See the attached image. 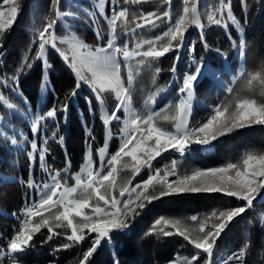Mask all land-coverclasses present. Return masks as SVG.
Wrapping results in <instances>:
<instances>
[{
  "label": "snow or ice",
  "instance_id": "snow-or-ice-1",
  "mask_svg": "<svg viewBox=\"0 0 264 264\" xmlns=\"http://www.w3.org/2000/svg\"><path fill=\"white\" fill-rule=\"evenodd\" d=\"M129 2L130 0H124L125 4ZM141 2L142 0H131L133 4ZM160 2L167 4L170 9L171 0H160ZM183 3V13L174 22L168 9L147 14L141 12L139 16L133 12L131 23L134 27L129 28L128 8L119 7V0H111V14L106 15L104 0H99L95 8L108 24V38L104 44L91 46L76 36L71 30L70 23L61 26L60 30L65 32L63 37L57 35L58 23L74 14L60 10L62 0H51L50 13L54 11V18L50 15L46 18L47 23L42 29H35L36 34L22 56L20 64L13 70V74L0 76V87L9 88L11 92L18 93L20 75L31 70L36 62H40L43 69L40 84L41 101H43L48 91H55L51 88L48 78L49 70L52 68L49 62L50 52L54 50L75 78L74 87L65 97L67 103L60 104L58 101L59 106L53 105L46 114L40 111L43 107L41 103L38 105L36 114L32 116L31 132L34 138L30 141L31 151L27 155L31 163L38 154L39 166L45 173H48V178L37 182L31 178L30 172L29 179L26 182L21 181L27 188L35 189L36 195L31 203L25 204L21 214H13L19 224L7 245L9 264H23V255L30 247L34 235L45 228L49 241L60 235L56 229L68 230L64 234L68 241L62 245L64 249L90 239V247L83 252L80 261V264H90V258L103 247H108L114 252L117 247L115 237L127 236L135 219L153 201L181 194L219 193L244 203L235 207L213 209L203 217L197 215L188 217V220L198 225L194 228L186 225L185 221L180 218L159 217L155 219L149 232L146 233V235H154L157 238L182 237L196 250L190 258L177 255L168 264H213V250L218 246L217 242L222 234L229 230L236 218L241 217L249 209H253L254 201H257L258 196L260 202H264V196H261V190L264 189V152L247 151L236 163L229 162L220 167L195 169L191 174L185 175L176 172L175 160L170 169L166 168L163 174L161 170L153 167L152 162L170 150L184 157L192 151L191 145L193 144L207 151L214 147L215 142L222 137L254 126H264V102L251 97L235 98L227 103L221 102L212 108L210 115L203 122L194 126L190 125L195 89L205 78L215 80L219 78L218 71L208 65L203 56L199 59L193 58L189 70L182 74V80L177 89L178 102L175 103L171 115L166 114L168 108L171 107V102L163 109L149 110L146 115H141L133 107L130 89L146 65L150 67L151 61H157L169 53H175L172 57V66L168 71L176 74L182 50L187 47L190 54L195 52L194 45L186 44L185 34L189 28L199 29L200 39L204 42L205 24L201 20L202 15L206 17L208 25L220 26L225 30L229 28V23L234 26L240 34L239 37L234 39L231 32H226V34L232 47L237 49L240 55L244 53L246 48L244 33L247 24L246 0H240L241 7L245 10L243 24L234 15L231 0H219L216 8L206 9L203 13L198 10L199 0H183ZM19 10L18 0H0V64L7 55L4 50L5 40L18 18ZM83 11L93 23L96 22L95 11L90 12L87 9ZM165 20L168 21L167 31L153 39L137 40L131 48L127 41L117 43L118 22L123 35L128 37L130 34L137 35V29L148 26L156 27L158 21ZM95 35L98 41L105 40L99 28L95 30ZM33 45H36V50L30 56ZM203 46L206 51L210 50L206 42ZM216 51L220 52L219 49ZM122 66L127 70V84L121 76ZM160 71L161 69L157 67L155 74L158 75ZM244 75V71H241L240 76ZM248 77L246 82L248 89L251 90L254 83L258 84L260 95L264 96V74L262 72L248 73ZM169 83L175 82L170 81ZM85 86L101 106L104 103V93H112L117 103L111 115L102 112L100 116L108 131L103 146L97 149L98 168L92 159L91 140L95 137L91 136V131L85 124L88 137H90L88 149L80 172L72 176L74 185L69 186L66 178L62 182L61 170L51 169L45 162L48 138L43 139V147L38 149L36 134L41 122L46 118H52L56 122L57 118L63 114L61 118L66 123L71 100L76 98L79 90ZM228 91L231 92L232 89ZM85 100L91 104L88 97H85ZM154 101L155 94H150L145 104L149 105ZM24 103L27 105L30 101L25 97ZM0 104L6 109H15L3 93H0ZM161 118L172 124L171 131L158 126L157 120ZM114 120L122 124L120 143L118 150L109 155V141L112 139L110 126ZM56 138L57 133L54 132L52 139ZM58 142L62 144L63 137H60ZM11 143L15 145L16 139L13 138ZM117 165H121L124 170H129L132 179L144 168H148V179L135 186H132L131 179L118 185ZM70 167L71 163L68 161L62 170L65 177ZM173 176L176 178L170 179ZM7 179V177L0 178L4 182H7ZM157 185L161 189L159 193L150 194ZM117 190L118 196L116 195ZM37 217L39 220H36ZM260 222L264 224V216H261ZM248 247L249 243L246 240L241 249L238 252H232L223 264H229L230 261L234 264H244ZM115 264H119V261H115Z\"/></svg>",
  "mask_w": 264,
  "mask_h": 264
},
{
  "label": "trees",
  "instance_id": "trees-1",
  "mask_svg": "<svg viewBox=\"0 0 264 264\" xmlns=\"http://www.w3.org/2000/svg\"><path fill=\"white\" fill-rule=\"evenodd\" d=\"M98 1L62 0L60 10L72 12L74 16L66 17L64 21L58 23L57 35L60 37L65 35V32L60 30L63 25L62 22H65L70 23L71 30L84 43L91 46L106 43L109 28L104 17L100 16L95 8ZM107 1L109 3L106 15H110L111 0ZM18 3L20 4L18 18L5 40L4 50L7 55L4 57L3 63L0 64V76L13 74V70L20 64L22 56L36 34L35 29H42L47 23L46 18L50 15L54 18V11L50 13L51 0H21ZM231 3L234 15L243 24L245 10L242 9L240 0H231ZM218 4L219 0H199L198 10L203 13L206 9L216 8ZM246 4L247 24L244 35L246 48L243 55H240L237 49L232 47L226 34V32H231L234 39L239 37L234 26L229 23V28L225 30L220 26L208 25L206 17L202 15L201 20L205 24L204 42L209 45L210 50L204 49V42L200 39V31L189 28L185 34V40L187 45L195 46V52L191 54L188 51L184 52L177 65L176 74L168 71L172 66V57L175 53H169L157 61H151L150 67L146 65L130 89L134 108L141 115H146L149 110L163 109L165 105H169L171 102V107L166 113L171 115L175 103L178 102L177 89L182 80V74L189 70L193 58L199 59L201 56L205 58L208 65L218 71V80H221L223 84H219L218 80L210 78L200 81L194 92L195 105L190 125L194 126L203 122L210 115L212 108L221 102L227 103L229 100L244 97H251L259 102H264V96H261L259 92V85L254 83L253 88L249 90L246 83L249 78L248 73L262 72L264 74V68H262L264 65V0H246ZM119 7L129 9V28H133L134 24L131 23L133 12L139 16L141 12L147 14L168 9L174 22L182 15L184 3L183 0H171L169 9V6L162 4L160 0H142L141 3L136 4L131 3V0L128 4H125L124 0H119ZM83 9L96 12L95 23ZM97 28L104 34V41L97 40L95 35ZM167 28V20L158 21L156 27L148 26L137 29V35L132 36L130 34L125 37L118 22L117 43L127 41L129 48H131L137 40L153 39L167 31ZM216 49H219L220 52H217ZM35 50L36 45H33V51L29 55H33ZM49 62L52 64V68L49 70L48 78L51 88L55 91H48L43 101H41L40 93L43 69L40 62H36L31 70L20 75L18 93L11 92L9 88L0 87V93H3L15 106L14 110H9L0 104V178H8L7 182L0 180V254L7 249V245L18 228L19 221L13 214H21L30 194L29 188L21 181L26 182L30 172L31 178L35 181L45 173L39 166V156H36V159L30 163L27 155L31 151L30 141L34 138L28 119L32 114H36L38 105L41 103L43 107L40 111L43 114H46L53 105L59 106L58 101L60 104L67 103L65 97L75 85L74 74L54 50L50 52ZM157 67L161 69L158 75L155 74ZM228 69L233 73V78L227 73ZM241 71L245 73L243 77L240 76ZM121 76L127 84V70L123 66ZM170 81L175 83L170 84ZM159 89L164 90L158 91ZM229 89L232 91L229 92ZM150 94H155V101L146 105L145 101ZM25 97L30 101L27 105L24 103ZM85 97L91 100V104L86 102ZM103 100L108 113L111 115L116 108L115 96L112 93H104ZM101 114L102 106L95 99V96L90 90L82 87L78 96L71 100L66 123L61 118L63 116L61 114L56 122L52 118H46L39 127V132L36 134L39 149L43 147V139L48 138L46 164L51 169L61 170L62 182L66 178L69 186L74 185L72 176L80 172L88 149L90 137H88L85 124L87 129L91 131V136L95 137L94 140H91L92 159L95 166L99 167L97 149L103 146L108 131L100 119ZM118 115H122V113H118ZM157 124L169 131L172 130V124L162 118L157 120ZM121 127L122 124L115 120L110 126L112 139L109 141V155L119 148ZM54 132L57 133L56 139H52ZM60 137H63L62 144L58 142ZM13 138L17 141L15 145L11 143ZM247 151L264 152V126H254L222 137L216 143L214 151L209 155H201L198 146H196L195 155L190 153L184 157L165 155L154 161L153 167L161 169L163 165L168 164L167 166L170 168L175 160L181 173L192 172L195 169L224 166L229 162L236 163ZM198 158L200 161H197ZM68 161H70L71 167L65 177L62 170ZM117 168L119 171L118 185H122L131 179L132 186H134L148 179L146 173L139 178L132 179L129 170L122 169L121 165H117ZM160 190V186L157 185L150 194L156 195ZM116 195L118 196V190ZM243 203L219 193L181 194L155 200L135 219L127 236L115 237L117 247L114 252L108 247H103L90 258V264H115L117 260L119 264H168L177 255L190 258L196 250L187 244L182 237L157 238L154 235H146L155 219L159 217L180 218L185 221L186 225L194 228L198 225L188 220V217L192 215L203 217L213 209L235 207ZM261 216H264V202L257 200L254 202L253 209H249L241 217L236 218L229 230L222 234L221 239L217 242L218 246L214 249L213 258L216 259L218 255L229 249H241L247 240L249 243L245 254L247 259L259 261L264 252V224L260 222ZM36 220H39V217ZM56 232L60 235L51 241L47 239L46 228L41 229L40 233H36L26 254L23 255V264H80L83 252L88 250L91 240L88 239L79 245L64 249L62 245L68 243L64 234L68 230L61 228L56 229Z\"/></svg>",
  "mask_w": 264,
  "mask_h": 264
},
{
  "label": "rangeland",
  "instance_id": "rangeland-1",
  "mask_svg": "<svg viewBox=\"0 0 264 264\" xmlns=\"http://www.w3.org/2000/svg\"><path fill=\"white\" fill-rule=\"evenodd\" d=\"M19 1H21V0H18V2ZM33 2V1H32ZM97 3H99V1L97 2ZM96 3V4H97ZM108 1L107 0H104V8H105V14H107V6H108ZM31 6V5H30ZM5 8L7 7V6H4ZM62 24H65V22H62ZM195 29V28H194ZM195 30H198V31H200L199 29H195ZM238 35H240L239 33H238ZM244 35H245V33H244ZM185 51H188V48H184L183 50H182V53H181V56L184 54V52ZM189 52V51H188ZM227 73L233 78L234 76H233V73L231 72V70H229L228 69V71H227ZM218 83L219 84H223V82L221 81V80H218ZM85 88H87L86 86H85ZM88 89V88H87ZM89 90V89H88ZM194 101V100H193ZM104 104V103H103ZM103 107V112H107L108 113V111H107V109H106V107H104V105L102 106ZM134 107V106H133ZM33 115H35V114H32L30 117H29V119H28V122H29V125H30V127H32V116ZM110 115V114H109ZM41 124H42V122H41ZM40 127V126H39ZM38 132H39V129H38ZM220 141V140H219ZM216 143H218V141L217 142H215V146L214 147H212L210 150H207V151H205L203 148H201V146H198V145H191V149H192V151L190 152V154H193V155H195L194 154V149H195V147L196 146H198V148H199V152H200V154L201 155H209V154H211L213 151H214V149H215V147H216ZM39 149V148H38ZM165 155H179L178 153H175L173 150H170L169 152H166V153H163L160 157H158L155 161H157L158 159H160L162 156H165ZM37 156H38V154H37ZM180 156V155H179ZM126 159V158H125ZM197 161H200V158H198L197 159ZM154 163V161L152 162V164ZM168 164H165V165H163V167L161 168V169H159V170H161V174H163V171L166 169V168H168V166H167ZM212 168V167H211ZM179 169V172H180V175H185V174H191V172H185V173H181V171H180V168H178ZM144 173H146V174H149V169L148 168H144L141 172H140V174L139 175H137L136 176V178H139V177H141ZM48 178V175H46V173H43L42 174V176H40V178L37 180V182H40V181H43V180H46ZM11 180H14V179H11ZM50 182V181H49ZM30 190V194H29V198L31 199V201L34 199V197H35V195H36V190L35 189H29ZM264 189H262L261 190V193H262V191H263ZM264 194H262L261 196H263ZM257 200H260V197L258 196L257 197ZM230 250H232V249H229V250H226V252L224 253V254H220V255H218L217 257H216V259H214V258H212V261H213V264H216V262H218L217 264H220L222 261H223V259L227 256V253H228V251H230ZM214 251V250H213ZM226 255V256H225ZM224 256V257H223ZM245 258L247 259V257H246V255H245ZM261 259V258H260ZM248 261H251V260H249V259H247ZM252 262H255V261H252ZM0 264H9V259H8V255H7V249L6 250H4L3 252H1V254H0Z\"/></svg>",
  "mask_w": 264,
  "mask_h": 264
},
{
  "label": "built area",
  "instance_id": "built-area-1",
  "mask_svg": "<svg viewBox=\"0 0 264 264\" xmlns=\"http://www.w3.org/2000/svg\"><path fill=\"white\" fill-rule=\"evenodd\" d=\"M176 172L179 174V171L176 168ZM176 177H170V179H175ZM240 249H232L230 250V252H228V255L226 256V259L229 255H231L232 252H238ZM229 264H234V262L230 261ZM244 264H264V252L263 255L261 257V259L257 262H252V261H248L245 257H244Z\"/></svg>",
  "mask_w": 264,
  "mask_h": 264
},
{
  "label": "crops",
  "instance_id": "crops-1",
  "mask_svg": "<svg viewBox=\"0 0 264 264\" xmlns=\"http://www.w3.org/2000/svg\"><path fill=\"white\" fill-rule=\"evenodd\" d=\"M178 77V75L176 76V78ZM193 100H194V102H193V109H192V113H191V116L193 115V110H194V105H195V95H194V98H193ZM104 105V104H103ZM102 105V106H103ZM104 107H105V105H104ZM107 109V108H106ZM108 111V110H107ZM102 112H103V107H102ZM109 114V113H108ZM190 119H191V117H190ZM141 183H143V182H141ZM135 186V185H134Z\"/></svg>",
  "mask_w": 264,
  "mask_h": 264
},
{
  "label": "bare ground",
  "instance_id": "bare-ground-1",
  "mask_svg": "<svg viewBox=\"0 0 264 264\" xmlns=\"http://www.w3.org/2000/svg\"><path fill=\"white\" fill-rule=\"evenodd\" d=\"M194 102V101H193ZM264 194V190L262 191L261 195ZM264 196V195H263ZM228 255V254H227ZM226 256V255H225ZM224 257V256H223ZM224 260H226V257L223 259V261L220 264H223Z\"/></svg>",
  "mask_w": 264,
  "mask_h": 264
}]
</instances>
